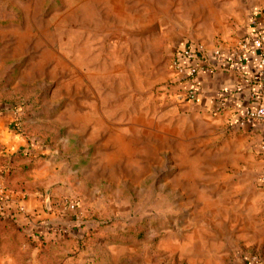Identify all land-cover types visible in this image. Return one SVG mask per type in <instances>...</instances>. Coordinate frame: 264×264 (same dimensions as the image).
I'll list each match as a JSON object with an SVG mask.
<instances>
[{
    "label": "rangeland",
    "instance_id": "1",
    "mask_svg": "<svg viewBox=\"0 0 264 264\" xmlns=\"http://www.w3.org/2000/svg\"><path fill=\"white\" fill-rule=\"evenodd\" d=\"M256 12L264 0H0V104L27 143L0 181L68 229L0 215V264H37L33 234L46 264L75 246L98 264H264L256 138L189 101L174 64L187 41L239 51ZM33 170L57 177L30 185Z\"/></svg>",
    "mask_w": 264,
    "mask_h": 264
},
{
    "label": "crops",
    "instance_id": "2",
    "mask_svg": "<svg viewBox=\"0 0 264 264\" xmlns=\"http://www.w3.org/2000/svg\"><path fill=\"white\" fill-rule=\"evenodd\" d=\"M253 16L256 17L254 20L264 28V17L259 16L258 12L253 13ZM252 21L253 18L250 24H252ZM248 30L247 34L250 32L251 27ZM259 73V55L256 43L255 45H251L243 53L242 59L238 63L232 65H214L209 71L198 73L194 83L196 97L191 102L209 111L218 102H222L224 104L221 112L222 115L229 118L232 124L238 125L243 110L247 108H260L264 110V74L260 75ZM255 76L256 78L253 79ZM13 119V112L6 106L0 104V172L3 169H7L5 163L9 165L10 160H12L10 166L14 168L20 155L18 151L25 149L27 146L24 137L14 132ZM245 130L255 136L257 150L263 157L264 164V151L259 150L260 144L264 143V129L259 126H253L245 127ZM35 170L29 174L30 179H28V182L30 185L38 186V184H42L47 186L53 183L57 177L54 173L55 170H51V176H47L44 173L42 174L43 177L39 175L37 178ZM35 194L38 193H34V196L26 197V193L22 192L17 197L14 196L22 205L23 202L25 205L24 209L26 213L19 214L16 212V220L20 224L19 227L23 230L25 229V231H29L28 229L31 231L32 227L34 228L38 221L48 219V221H54L56 219L54 210L51 213H42L40 211L41 205H39L38 200L34 199ZM34 230L39 237L44 234L39 228H35ZM34 241L35 236L33 234L30 242L20 243L22 247H25L32 254H35L33 258H28L27 262L35 263L34 261H36L37 264H46L44 256L47 252L42 249L43 247H41L40 243ZM74 248V254L65 257V264H98V259L87 256L88 248L84 250L76 246Z\"/></svg>",
    "mask_w": 264,
    "mask_h": 264
},
{
    "label": "built area",
    "instance_id": "3",
    "mask_svg": "<svg viewBox=\"0 0 264 264\" xmlns=\"http://www.w3.org/2000/svg\"><path fill=\"white\" fill-rule=\"evenodd\" d=\"M250 27L251 30L242 41L239 51H227V53L226 51H206L203 47L191 43H188L179 51H177V49L175 50V68L180 77L181 88L189 101L194 100L196 97L194 83L198 73L209 71L214 65L220 66L224 64L232 65L238 63L242 59L243 53L251 45H255L256 43L259 55V74H264V28L255 20L252 21ZM255 78L256 76L253 77V79ZM223 107L224 104L218 102L210 111L216 114L221 113ZM18 116V114L14 113L13 121H16ZM238 126L243 128L259 126L264 129V110L260 108H247L243 110L240 120L238 121ZM259 150L264 151V143L260 144ZM258 183L264 186V173H261L258 176ZM62 205L63 212L65 210L75 212L78 210L79 203L76 201H64L62 202ZM16 212L19 214L26 213L20 201L14 198L12 193L6 191L4 185L1 184L0 181V215L12 219L16 217ZM35 226L44 233L60 235L68 232L66 227L63 225L61 226L58 222L53 220H41L38 221ZM244 260L245 264H260L259 259L255 256L245 257Z\"/></svg>",
    "mask_w": 264,
    "mask_h": 264
},
{
    "label": "trees",
    "instance_id": "4",
    "mask_svg": "<svg viewBox=\"0 0 264 264\" xmlns=\"http://www.w3.org/2000/svg\"><path fill=\"white\" fill-rule=\"evenodd\" d=\"M187 44H188V41L185 42L181 47L177 48V51H179L181 48H183V47L186 46ZM11 162H12V160L9 161V165H8L7 163H5L6 166L8 167V171L12 168V167L10 166ZM11 175H12V174H11ZM11 175H10V177L8 176V178H11ZM8 178L5 179L6 182L9 180ZM1 217H2V216H1ZM89 232H92V231L89 230ZM88 237H90V234H88V232L86 231V232L84 233V235H83V238H84V239H85V238L89 239ZM83 238H82V239H83ZM86 241H87V240H86ZM88 242H89V241H87V243H88ZM80 247H82V246H80Z\"/></svg>",
    "mask_w": 264,
    "mask_h": 264
},
{
    "label": "water",
    "instance_id": "5",
    "mask_svg": "<svg viewBox=\"0 0 264 264\" xmlns=\"http://www.w3.org/2000/svg\"><path fill=\"white\" fill-rule=\"evenodd\" d=\"M47 194H49V193H47ZM45 208H46V210H50V199H49V197H47L46 198V201H45Z\"/></svg>",
    "mask_w": 264,
    "mask_h": 264
}]
</instances>
